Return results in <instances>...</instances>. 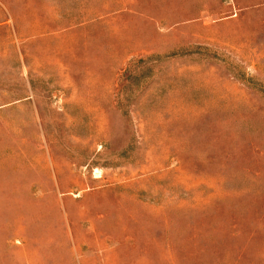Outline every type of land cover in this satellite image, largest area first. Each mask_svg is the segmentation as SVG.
Instances as JSON below:
<instances>
[{
	"label": "rangeland",
	"instance_id": "374dc122",
	"mask_svg": "<svg viewBox=\"0 0 264 264\" xmlns=\"http://www.w3.org/2000/svg\"><path fill=\"white\" fill-rule=\"evenodd\" d=\"M0 264H264V0H0Z\"/></svg>",
	"mask_w": 264,
	"mask_h": 264
}]
</instances>
